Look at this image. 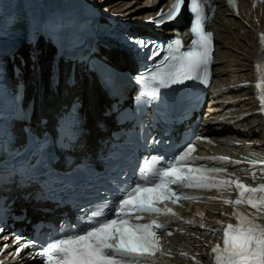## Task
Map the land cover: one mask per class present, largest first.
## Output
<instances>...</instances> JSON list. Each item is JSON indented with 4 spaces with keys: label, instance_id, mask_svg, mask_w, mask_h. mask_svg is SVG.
I'll return each mask as SVG.
<instances>
[{
    "label": "snow or ice",
    "instance_id": "obj_1",
    "mask_svg": "<svg viewBox=\"0 0 264 264\" xmlns=\"http://www.w3.org/2000/svg\"><path fill=\"white\" fill-rule=\"evenodd\" d=\"M228 4L236 7L235 0H228ZM206 6L211 7L208 0H175L167 11L161 9L150 21L157 26L176 22L186 9L191 15L189 31L192 36L187 46L182 43L179 33L163 44L142 37H128L137 53L146 60L155 61L162 52L166 53L158 64L135 77L138 84L146 86L147 90L141 96L148 97V102L159 96L161 88L173 84L188 80L208 83L213 34L206 31L209 19ZM211 10L214 11V8ZM236 15H239L238 11ZM260 44L261 55L264 56V33L260 35ZM256 68L255 87L260 110L264 111V68L260 63L256 64ZM195 151L196 147L189 141L167 157H145L135 179L123 182L110 194L106 193L96 202L82 207L75 224H67L63 231L42 241L24 240L21 234L13 236V243L18 245L16 253H21L25 247L39 245L36 257L42 264H156L154 257L162 251L160 236L164 233L171 236L172 231L167 221L154 218L145 222V217L172 216L179 219L169 207L170 203L200 199L173 190V185H180L237 193L234 199L223 200L233 209L230 214L224 215L234 222L225 224L217 220L215 223L221 228L212 230L213 234L222 231V244L217 242L211 248L214 264H264V222H260L264 221V183L251 187L241 182L242 177L223 178L227 174V165H239L241 161H231L228 157L193 156ZM198 161H219L220 166ZM249 163L255 169L257 163L264 161L253 159ZM252 179H256L255 171ZM199 215L203 217V213ZM199 227L204 228L205 224L201 223ZM4 229L5 226L0 223V233ZM6 248L7 243L0 250ZM180 255L187 256L183 252Z\"/></svg>",
    "mask_w": 264,
    "mask_h": 264
},
{
    "label": "bare ground",
    "instance_id": "obj_2",
    "mask_svg": "<svg viewBox=\"0 0 264 264\" xmlns=\"http://www.w3.org/2000/svg\"><path fill=\"white\" fill-rule=\"evenodd\" d=\"M97 2L100 3L103 10L115 15L117 19L133 21L134 24H138V22L145 19L144 15L154 13L158 8L169 3V0H119L118 2L115 0H97ZM219 3L216 2L219 12L214 24L210 26L216 40L215 81L211 89L212 98L210 97L212 99V102H210L212 110L209 111L201 130L210 134L214 132L216 125L219 128L223 126L222 121L235 120L237 122L240 121L239 118L245 117L243 122H238L235 126L227 128L226 135L220 136L218 139L220 150L227 152L229 155L239 150V154L245 156L247 150L254 149L256 151L253 144L262 143L264 137L261 113L258 112L257 103L252 96L253 87L256 84L253 78L257 69L255 65L257 39L264 23V4L262 6L263 15L258 18L257 11L248 14L250 10L247 0H242L238 16L227 9H223L221 7L222 0H219ZM134 4L137 7H132ZM26 50L36 54L35 58L39 63L33 66L41 67V80L43 81L44 77L47 78L53 64L54 51L42 41H39L33 48ZM107 54L111 62L117 67L128 69V60L119 58L114 53L108 52ZM72 91H75L83 102L90 103L93 110L105 103L99 89L93 84H86L85 80L78 82ZM255 111L257 112L255 116H247L249 112ZM89 122L90 118H88V124ZM248 143L252 145H248ZM259 149L262 153L264 152V149ZM224 196H227V192ZM204 203L206 210L204 216L209 227H219L220 225L216 224L215 221L227 220V216L224 215L229 214L230 208L227 204L217 200H206ZM191 232L194 233L193 237ZM216 237L217 234L190 230L187 234L170 239L169 245L175 252L174 262L176 264L185 262L187 264H198V261L201 260L209 263V258L201 250L211 238ZM181 252L186 253L187 256L181 257ZM194 256H196V259L192 261ZM13 264L21 263L14 261Z\"/></svg>",
    "mask_w": 264,
    "mask_h": 264
},
{
    "label": "rangeland",
    "instance_id": "obj_3",
    "mask_svg": "<svg viewBox=\"0 0 264 264\" xmlns=\"http://www.w3.org/2000/svg\"><path fill=\"white\" fill-rule=\"evenodd\" d=\"M115 1H116V2H118L119 0H115ZM134 6H136V7H137V5H135V4H134L132 7H134ZM130 13H132V12H130Z\"/></svg>",
    "mask_w": 264,
    "mask_h": 264
}]
</instances>
